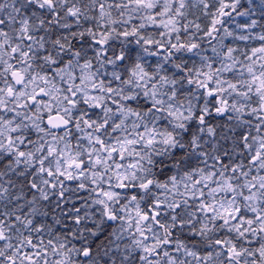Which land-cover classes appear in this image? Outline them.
Returning a JSON list of instances; mask_svg holds the SVG:
<instances>
[{"label": "snow or ice", "instance_id": "6c2138e0", "mask_svg": "<svg viewBox=\"0 0 264 264\" xmlns=\"http://www.w3.org/2000/svg\"><path fill=\"white\" fill-rule=\"evenodd\" d=\"M0 264H264V0H0Z\"/></svg>", "mask_w": 264, "mask_h": 264}]
</instances>
